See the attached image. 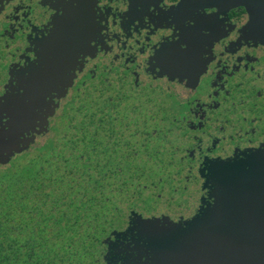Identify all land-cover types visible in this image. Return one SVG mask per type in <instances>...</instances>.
Returning a JSON list of instances; mask_svg holds the SVG:
<instances>
[{
	"label": "flooded vegetation",
	"instance_id": "af4514ba",
	"mask_svg": "<svg viewBox=\"0 0 264 264\" xmlns=\"http://www.w3.org/2000/svg\"><path fill=\"white\" fill-rule=\"evenodd\" d=\"M161 2L162 0H129V11L125 13L127 19L122 27L127 31L128 25L139 20L140 28H143L145 16H148L156 27L163 25L169 18L177 28H181L187 19H196L198 28L203 27L211 31L212 36L200 38L197 35L192 38V59L185 67L193 78L201 70L199 57L204 52L205 45L210 49L213 41H218L227 35L219 25L201 24L199 11L205 7H215L224 14L233 8L244 6L246 10L238 9L231 17L232 22L240 27L247 18V6L250 5L247 0H210L207 4L203 0H182L178 9H170L165 13L159 8ZM95 5L96 0H0V66L9 69L13 66L11 75L18 81L17 88H10L7 95L14 96L19 93L24 85L23 82L26 81L27 72L46 62L50 41L59 40L65 29L83 28L84 31L80 35L85 42L77 49L76 54L78 57L89 53L87 41L97 27ZM42 6H47L58 13L62 11L64 14L63 17L57 15L51 18L50 35L43 40L40 39L39 31L44 27L45 19L50 17ZM150 7H155L159 15H152L148 11ZM108 15H111V9L99 17L100 21L106 20ZM249 16L250 23L241 29V40L235 45H231L233 43L231 39L226 40L229 48L223 54L224 59L219 61L224 67L208 74L207 79L211 83L216 82L215 77H220L228 85L219 95L212 92L210 87L207 89L215 97L212 103H219L217 111L211 110L212 104L205 102L203 93L187 89L186 86L170 84L168 81L153 83L154 78H148L146 71H138L134 61L137 59V52L140 53V48L133 51L130 47H124L123 56L118 64L110 66L106 62L97 69L95 77H88L86 73L80 78L83 83L80 84L79 90L86 84L94 86L98 102L101 99L107 100L103 103L109 109V112L100 113L97 118L95 127L97 162L100 166L109 164L117 168L118 171H113L112 178L116 179L118 174L125 177L122 184L126 191L129 186L135 187L133 186L135 181L139 182L146 176L148 194L153 198V202L146 205L150 210L156 211L160 207L156 193L161 192L164 198L171 201V207L176 212L187 211L186 202L190 200V193L193 190L189 182L193 177L187 174L192 159L188 149L197 150L193 137L199 138L202 145L213 143L212 134L220 136L216 128L225 126L226 133L232 135H224L221 145L216 149V152L224 155L232 150L234 144L243 141L249 130L257 134L252 138L253 140L264 131V11H261L257 17L253 18L250 13ZM233 27H228V31H232ZM35 35L37 38L33 40L31 36ZM127 39L125 37V40ZM28 40L37 50L39 63L17 72L14 65L26 63L22 56L27 53L25 45L28 44ZM241 41L244 44H248L249 41L252 43L245 48L241 45ZM116 43L120 42L117 40ZM240 46L242 47L239 50ZM27 58H31L30 54ZM157 59L161 64L170 66H175L177 63L175 54L168 49L157 53ZM237 66L239 71H236ZM134 69H137L142 81L139 88L134 87ZM220 72H224L225 75L221 77ZM189 86H195L193 81L190 80ZM77 94L79 95L78 91L70 92L68 101L61 107L64 109L65 105L74 103ZM104 94H108L109 97L105 98ZM233 104L236 105L235 108L232 107ZM198 110L203 111L214 121V123L205 122L204 127L208 131L200 130ZM64 115H66L65 111L61 120L64 119ZM241 116L243 119H240ZM237 129H239L238 133ZM129 130L130 135L125 138V132ZM52 131L53 127L50 123L47 134ZM102 131L108 133L107 137L102 136ZM137 138L138 146L133 149L132 143ZM256 157L259 159H253ZM192 167L195 171L194 164ZM151 170L156 171V175L163 174L164 179L156 181L155 176L151 180ZM219 174L238 179L241 190L228 192L224 186L217 183ZM210 180L215 187L214 207L202 209L200 215L187 225L186 230L170 227L166 220L163 225H155L156 228H161L160 230L163 231L172 230L175 238L180 243H184L186 241H181L180 238L187 235L186 231L188 232L189 228H197L201 218L206 215L209 218L218 212H224L228 220H232L230 215L235 217L234 220L239 223L240 230H264V151L249 156L243 162L213 166ZM160 183H163V187L152 186ZM136 188L140 190L139 186ZM140 194L142 195L143 192L141 191ZM226 226L229 227V224ZM148 235L142 228L139 238L134 236L131 243L121 245L120 251L113 257L114 264L115 262L142 264L145 256L149 259L143 264H162L157 258L158 250L148 243ZM193 242L194 247H197V241ZM209 242L210 240H207V246ZM196 258L197 254L193 253L192 259Z\"/></svg>",
	"mask_w": 264,
	"mask_h": 264
},
{
	"label": "snow or ice",
	"instance_id": "6c2138e0",
	"mask_svg": "<svg viewBox=\"0 0 264 264\" xmlns=\"http://www.w3.org/2000/svg\"><path fill=\"white\" fill-rule=\"evenodd\" d=\"M181 3L182 0H162L159 4V8L167 13L170 9H178ZM124 4L127 5V10L121 11L120 8ZM42 7H44L45 12H47L50 17V19L46 20L44 27L39 31L41 34L40 39L43 40L50 35L51 18L57 15L63 17L64 14L62 11L58 13L56 10H52L47 6ZM95 8L97 10L95 14V23L97 27L92 37L87 41L89 53L87 55L82 54L75 58L74 67L67 74V83L62 86L61 92L53 91L44 98V102L49 104L50 107V114L47 115L45 119L44 130L41 131V128L36 126L34 131L26 132L22 139L28 142L27 147L23 148L22 151L12 152L7 156V161L0 163V166L6 165L8 160L12 159L14 155L26 151L29 145L35 146L40 142L38 137L47 140L50 123L55 124L63 115L64 109L61 105L68 101L70 92L79 91L80 84L83 83V80L80 78L85 76L86 73L88 77H95L97 69L106 62L109 63L110 66L118 64L123 56L124 47L127 46L128 41L132 39L133 35L136 37L135 43L137 44L138 42V44H140L141 29H144L143 39L145 40V38H147L150 44L152 37H158V39L156 43L151 44V54L148 55L146 59L141 60L139 63L137 60L134 61L135 65L138 66V71H141V69L146 71L148 78H154L153 83L168 81L170 84L186 86L187 89L199 91L203 93L205 102L212 104L211 110H218L219 103H212L215 97L212 96V93L208 92L207 89L210 87L212 92H216L217 95H219L220 91L227 88L228 85L225 80L220 79V77L214 78L216 81L214 84L211 83L207 77L211 71H219L224 67L219 61L224 59L223 54L225 50L229 48L226 40L235 35V38L231 39L233 41L231 45H235L237 41L241 40V29L245 28V26L250 23V16L247 11V19L244 20L240 27H237L231 20L232 15L236 14V10L241 8L246 10L244 6L233 8L224 14H221L215 7H205L199 11L198 16L201 24L219 25L227 35L218 41H213L210 49L205 45L204 52L199 57L202 67L195 78L192 77L191 73L185 67L192 59V38L197 35L200 38H210L212 36L211 31L203 27L198 28L196 19H187L183 22L181 28H177L176 24L169 18L163 25L156 27L154 23L150 22V18L145 16L143 18L145 27L140 28V21L137 20L128 25L127 31H125L122 24H124L127 19L125 13L129 11V0H106V2H103V0H96ZM49 9L51 10L50 12L48 11ZM109 9H111V15H108L106 20L100 21L99 17L107 13ZM117 9H119L118 12ZM148 11L154 16L159 15L155 7H150ZM230 26L234 27L233 30L229 32L228 27ZM117 28L119 29L118 31H116ZM31 37L35 40L37 35ZM125 37L128 39L125 40ZM117 40L120 42L119 44L116 43L119 50L114 52L112 41L116 42ZM251 43V41L248 42V44ZM248 44H244L243 41H241V45L245 48ZM242 46L239 47V50ZM25 47L27 48V53L22 57H24L23 60H26V63L15 64L14 66H16L17 72L39 63V57L37 56V50L34 45L28 40V44ZM166 49L171 50L175 54L177 60L175 66L161 64L157 59V53ZM147 50V44H140L141 55ZM29 54L31 56L30 59L27 58ZM124 58L126 59L127 57ZM12 70L13 66L10 69L0 66V100L8 94L10 88H17L18 86V81L14 80L11 75ZM138 71L134 69V87L137 88L142 84ZM236 71H239L238 66ZM224 75V72H220L221 77ZM190 80L193 81L194 87L189 86ZM170 90L169 88V91ZM19 95H23V89L19 91ZM197 99H199V97H197ZM232 107L235 108L236 105L233 104ZM198 111L200 130L208 131V129L204 127L205 122L214 123V121L203 111ZM58 113L60 114L59 116ZM180 119H185V117H180ZM240 119H243V117L241 116ZM38 123L39 122H37V124ZM7 124L8 118L5 114L4 118L0 119V126H5ZM4 131H7L6 127ZM236 131L238 133L239 129ZM216 132H219L220 136L217 137L213 133V143L202 145L199 138L193 137L197 145V150L188 149L192 159L189 163L187 174L193 177V179L189 181L192 184L193 190L190 193V200L186 202L187 211L181 210L176 212L171 207V201L164 198L161 192L156 193L160 207L156 211L150 210L146 205L152 203L153 198L148 194L147 186L140 185L139 191L134 189L132 192L125 194L119 204L101 210V215L99 217V235H96L92 240L93 247L89 251V255L91 256L90 264H114L113 257L120 251V246L131 243L134 236L139 238V233L142 230L141 226L147 227L154 224L163 225L166 220L168 226L186 230L187 225L200 215L202 209L206 210L209 206L214 207L216 204V196L214 195L215 187L210 180L213 166L235 164L237 161L243 162L249 156L264 151V131L253 140L252 138L257 136V134L249 130L243 141L234 144L232 150L221 155L216 152L217 147L221 145L224 135L227 134L231 136L232 134L226 133L225 126L216 128ZM181 163H183V161H181ZM193 164L195 165V171L192 167ZM195 177L202 179H196ZM155 179L156 181H162L164 176L163 174L157 175ZM152 186L154 188L157 186L163 187V183L159 185L153 184ZM141 191L145 193L144 196L140 195ZM105 199L107 200L108 198L106 197ZM93 218L95 219L96 217L93 216ZM90 231L96 232L97 229L93 226ZM97 241H99V243H97ZM148 259L149 257L147 256L143 257L142 264ZM115 264H119V262H115Z\"/></svg>",
	"mask_w": 264,
	"mask_h": 264
},
{
	"label": "trees",
	"instance_id": "16d2710c",
	"mask_svg": "<svg viewBox=\"0 0 264 264\" xmlns=\"http://www.w3.org/2000/svg\"><path fill=\"white\" fill-rule=\"evenodd\" d=\"M90 125L92 132L80 131L82 140L66 141L53 128L55 138L0 166V264H90L101 210L110 208L105 182L113 174L97 162V131Z\"/></svg>",
	"mask_w": 264,
	"mask_h": 264
},
{
	"label": "water",
	"instance_id": "95a60500",
	"mask_svg": "<svg viewBox=\"0 0 264 264\" xmlns=\"http://www.w3.org/2000/svg\"><path fill=\"white\" fill-rule=\"evenodd\" d=\"M203 1L207 4L210 0ZM247 1L250 3L247 10L253 18L264 11V0ZM82 31L84 29L79 27L68 28L59 40L50 41L46 62L27 72L23 95H6L0 100V119L5 114L8 118V124L0 126V163L6 162L12 152L27 147L28 142L22 139L26 132L34 131L36 126L44 130L46 116L50 114L49 104L44 102V98L53 91L61 92L67 83V74L74 66L77 49L85 42L80 35ZM5 127L7 131H4ZM217 183L228 192L241 190V183L230 175L219 174ZM207 216L201 218L197 228H189L187 235L180 238L186 241L184 243L175 238L172 230L157 229V224L141 227L149 234L148 243L158 250L157 258L162 264H264V230H240L235 217L230 215L232 220H228L224 212H218L214 217ZM207 240H210L208 246ZM193 241H197V247ZM193 253L197 254L195 260L192 259Z\"/></svg>",
	"mask_w": 264,
	"mask_h": 264
},
{
	"label": "rangeland",
	"instance_id": "374dc122",
	"mask_svg": "<svg viewBox=\"0 0 264 264\" xmlns=\"http://www.w3.org/2000/svg\"><path fill=\"white\" fill-rule=\"evenodd\" d=\"M79 95H75L73 108L69 107V104L65 105V111L66 115H64V119H58L55 124H51L53 128H58L60 131L65 134L64 138L67 140L73 139H80L82 140V136L80 135V131L84 133V131H88L93 129V126L91 127L90 123L93 122L94 128L96 127L97 118L99 117L100 113H106L109 112V109L104 105L103 102H106L107 100L101 99V101L98 102L97 99V93L94 89V86L86 84L84 88H80L78 91ZM72 95H74L72 93ZM105 98L109 97L108 94H104ZM64 106V107H65ZM60 114L58 113V116ZM130 130L125 132L124 137L127 138L130 135ZM60 133V132H59ZM103 137H107L108 134L105 131L101 132ZM57 135L56 132L52 131L51 133L47 134L48 137L55 138ZM59 138V137H58ZM138 138H141L138 136ZM138 138L136 141H133L132 147L133 149H136L138 146ZM40 142H38L35 146L40 145L44 140L42 138H38ZM31 147V146H30ZM114 172H117V168H113ZM146 173V172H145ZM157 172L156 171H150V178L151 180L154 179ZM113 175V174H112ZM112 175L110 178H108L105 182V194H107L109 199V206L119 204L120 201L124 198L125 194L132 192L134 189L137 190V186L140 185H148L146 176L142 177L139 182L135 181L133 186L134 188H131L132 186H129V189L126 191V188L122 184V181L125 180V177H122L120 174L116 175V179L112 178ZM147 175V174H144ZM139 191V190H137ZM141 195V194H140ZM145 193H143L141 196H144Z\"/></svg>",
	"mask_w": 264,
	"mask_h": 264
},
{
	"label": "clouds",
	"instance_id": "9594fccd",
	"mask_svg": "<svg viewBox=\"0 0 264 264\" xmlns=\"http://www.w3.org/2000/svg\"><path fill=\"white\" fill-rule=\"evenodd\" d=\"M103 2H106V0H103ZM120 10L121 11H126L127 10V5L126 4L122 5L121 8H120ZM46 20H47V18L45 19V22H46ZM118 30L119 29L117 28L116 31H118ZM143 33H144V31H141L140 44H147L148 45V50L145 51V53L143 55H141L139 52H137V59L136 60H137L138 63L141 60L146 59L147 56L151 54V44L156 43L157 42V39H158V37H152L151 44H150L148 41H145L143 39ZM234 38H235V35H233L232 37H230V39H234ZM135 40H136V37H135V35H133L132 39L128 41V44H127L126 47L132 48L133 51H135L136 49L140 48V44H136L135 43ZM112 44H113L114 52H117L119 50L118 45L116 44L115 41H112ZM218 48H219V46H218ZM141 72H143V69H141Z\"/></svg>",
	"mask_w": 264,
	"mask_h": 264
}]
</instances>
